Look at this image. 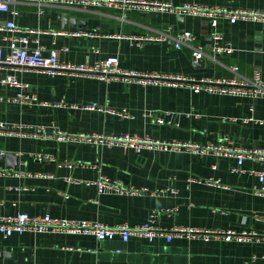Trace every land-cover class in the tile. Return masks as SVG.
<instances>
[{"label": "crops", "instance_id": "crops-1", "mask_svg": "<svg viewBox=\"0 0 264 264\" xmlns=\"http://www.w3.org/2000/svg\"><path fill=\"white\" fill-rule=\"evenodd\" d=\"M173 5L194 3L207 7L264 10V0H149ZM19 27L45 30L86 29L97 36L71 37L41 33L34 37L51 49L67 46L59 59L68 63L92 65L116 56L119 65L140 72L230 78L232 66L244 77L258 71L264 80V22L220 20L217 26L232 47L228 54L213 55V27L203 14L177 15L161 10H125L101 6H47L44 14L37 6L19 2ZM80 25L71 26L67 19ZM12 19L0 12V23ZM65 19V21H64ZM66 22V23H65ZM167 31L177 35L189 31L195 37L179 48L163 42L134 41L111 35H152ZM0 31V45L6 49ZM34 46L35 42L31 41ZM200 47L203 56L192 59ZM203 59V60H201ZM5 71H0V77ZM28 93L39 101L65 105L28 107L14 102L18 89L0 86V122L7 125H44L67 135L129 133L162 141L219 143L227 136L235 146L263 147L264 97L194 92L186 85L140 84L121 80H101L82 72L49 76L32 71L16 72ZM96 103L124 110H86L79 106ZM162 119L158 122L157 119ZM245 119H248L245 121ZM0 166L20 172L0 175V217L26 212L49 214L75 221L125 223L145 222L152 209L158 210L161 227H195L256 233L248 239L222 237H163L147 240L136 236L124 242L119 237L98 240L90 234L26 231L4 237L0 234V262L15 264H264V196L253 192L258 177L250 170L264 171V162L243 161L242 172H232L236 159L222 155L191 154L187 150H143L135 152L122 145H104L85 139L57 140L47 137L0 135ZM11 153L12 156H8ZM35 154L49 159L37 160ZM104 176L139 193H98L93 184ZM191 178L199 181H191ZM211 181V184L208 183ZM169 188L175 192H170ZM143 190V191H142Z\"/></svg>", "mask_w": 264, "mask_h": 264}, {"label": "built area", "instance_id": "built-area-1", "mask_svg": "<svg viewBox=\"0 0 264 264\" xmlns=\"http://www.w3.org/2000/svg\"><path fill=\"white\" fill-rule=\"evenodd\" d=\"M19 2L34 4L37 6V13L44 14L47 6L59 7H76L80 6L85 9L87 7L113 6L125 10H161L169 11L177 15L182 14H203L209 18L213 27L211 34V52L213 55L228 54L233 51V47L224 40L222 34L217 31L220 20H226L229 23H235L238 20H253L264 22V10L254 9H232L225 7H207L194 3H184L182 5H173L167 1H149V0H0V12L8 13L12 19H6L0 23V31L6 33L3 39L7 41L6 49L0 45V71L5 74L0 77V86H10L18 89V92L12 100L28 107H38L42 105L62 106L64 102L48 103L39 101L33 93H28V86L18 79L16 72L32 71L36 73H44L49 76H56L64 73L82 72L88 76L101 80H121L126 83L136 82L140 84L160 83L167 85H186L194 92L207 91L210 93L232 94V95H248L252 97H264V80L260 79L259 72L253 71L251 77H244L239 74L238 67L232 66L234 75L230 78H212L202 77L199 79L184 76L181 74H158L144 73L136 69H128L119 65V59L116 56H108L102 60L95 61L92 65L74 64L61 61L59 52L67 51V46L60 49H51L44 54V47L38 43L36 35L41 33H52L54 35H68L71 37L81 36H97L96 32L86 29L73 30H45L34 27H19L14 18L19 14L17 8L13 7ZM80 9V8H79ZM116 37L134 41L139 45L145 42H163L173 44L179 48L182 44L190 45L195 37L189 31H182L177 35H172L167 31H159L152 35H111ZM35 45H30V42ZM200 47H194L192 50V59L196 61L203 56ZM3 97L0 96V101ZM86 110H106L110 113L123 114L124 110L117 111L115 109L103 108L96 103H84L79 106ZM248 119H245L247 121ZM158 122L162 119L158 118ZM264 126V117L257 120ZM0 135H22L30 137H47L57 140L66 139H85L101 143L104 145H122L133 149L135 152L143 150H163V151H182L187 150L191 154L198 155H222L233 157L236 159V165L231 167L232 172H242L241 165L246 159H257L264 162V146L251 148L244 146H235L227 136H223L219 143L199 144L191 141H162L153 139L148 136H139L129 133L120 134H102L93 133L86 135H67L57 128H46L44 125L13 123L7 125L0 122ZM5 152L0 150V156ZM37 160L49 159L47 155L35 154ZM252 174L257 175L259 185L253 188V192L264 196V171L250 170ZM12 173L20 174L17 171H8L0 166V175ZM191 181H199V179L191 178ZM211 184V181L208 182ZM86 184L96 186L98 193L108 191L116 193H139L132 186L128 187L120 182H115L107 177L101 176L95 181H87ZM175 192L174 189H167ZM143 191V190H142ZM158 210L152 209L145 222L138 225H127L125 223L116 225H107L101 222L92 221H75L52 217L49 214L29 215L26 212H19L16 215L0 217V234L4 237L11 236L14 233L21 234L26 231L42 233L47 231H62L69 233L90 234L98 240L113 239L119 237L126 242L130 236L153 240L156 237H163L166 241H170L173 237H201L209 239L210 237H222L225 240L236 239L242 241L255 236L256 233L235 232L232 230L221 229H203L195 227L171 226L169 228L161 227L156 224ZM264 238V234H263ZM0 264H15L8 262H0ZM31 264V263H29Z\"/></svg>", "mask_w": 264, "mask_h": 264}, {"label": "water", "instance_id": "water-1", "mask_svg": "<svg viewBox=\"0 0 264 264\" xmlns=\"http://www.w3.org/2000/svg\"><path fill=\"white\" fill-rule=\"evenodd\" d=\"M64 21H65V19H64ZM67 23L70 24L71 26H76V25L79 26L81 24L80 21H77L76 20V18H70V19L68 18L67 19ZM201 60H203V59H201ZM197 61L199 62L200 59H197ZM8 156H12V154L11 153H8Z\"/></svg>", "mask_w": 264, "mask_h": 264}]
</instances>
